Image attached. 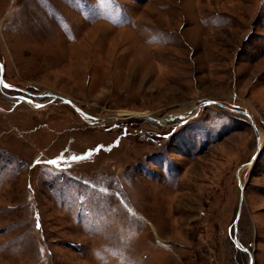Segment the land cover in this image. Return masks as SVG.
I'll list each match as a JSON object with an SVG mask.
<instances>
[{"label":"rangeland","instance_id":"obj_1","mask_svg":"<svg viewBox=\"0 0 264 264\" xmlns=\"http://www.w3.org/2000/svg\"><path fill=\"white\" fill-rule=\"evenodd\" d=\"M0 62V264H264V0H0Z\"/></svg>","mask_w":264,"mask_h":264},{"label":"snow or ice","instance_id":"obj_2","mask_svg":"<svg viewBox=\"0 0 264 264\" xmlns=\"http://www.w3.org/2000/svg\"><path fill=\"white\" fill-rule=\"evenodd\" d=\"M0 86H2L3 88L5 89H8L11 87V85H9L8 83L4 82L3 80H0ZM67 102V101H66ZM36 107H41V105L37 104ZM87 157L86 156H83V155H74L71 157V160H66L64 155L62 154L60 157H58L57 159H54V160H49L47 161V163L49 165H53L55 166L56 168H60L61 164H71V163H74L76 161H82V160H85ZM36 164H40V161H36L35 162ZM39 227V225H37Z\"/></svg>","mask_w":264,"mask_h":264},{"label":"water","instance_id":"obj_3","mask_svg":"<svg viewBox=\"0 0 264 264\" xmlns=\"http://www.w3.org/2000/svg\"><path fill=\"white\" fill-rule=\"evenodd\" d=\"M3 73H4V66H3V64L0 62V80H3ZM27 100V99H26ZM66 103H69V104H71L68 100H64ZM208 104L207 103H203L202 105H201V107H205V106H207ZM75 109L81 114V115H84V113L81 111V110H78L76 107H75ZM181 115H178V117H180ZM175 117H177V116H174V117H172V118H169V119H162V120H165V121H171L172 119H174ZM87 118H89V117H87ZM93 120V119H92ZM156 121V120H155ZM157 122H159V120H157ZM257 133V132H256ZM257 155H258V152L254 155V157L251 159V161H249L247 164H245V165H243L242 167H240V169L241 168H243V167H245V166H249V165H252L253 163H254V161L256 160V158H257ZM240 188H241V199H242V196H243V191H244V187L243 186H241V184H240ZM236 245L238 246V243L236 242ZM238 248L240 249V250H242V251H246V250H244V249H242L241 247H239L238 246ZM249 260H250V264H251V262H252V255L251 254H249Z\"/></svg>","mask_w":264,"mask_h":264},{"label":"bare ground","instance_id":"obj_4","mask_svg":"<svg viewBox=\"0 0 264 264\" xmlns=\"http://www.w3.org/2000/svg\"><path fill=\"white\" fill-rule=\"evenodd\" d=\"M25 102H28V100H26ZM28 103H30V102H28ZM33 104V103H32Z\"/></svg>","mask_w":264,"mask_h":264}]
</instances>
